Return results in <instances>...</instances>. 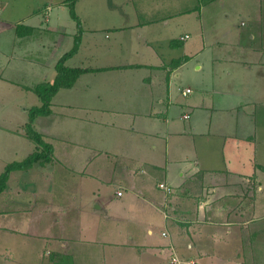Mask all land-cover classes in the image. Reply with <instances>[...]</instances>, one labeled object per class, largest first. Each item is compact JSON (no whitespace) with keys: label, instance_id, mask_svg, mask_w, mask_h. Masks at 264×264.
<instances>
[{"label":"crops","instance_id":"1","mask_svg":"<svg viewBox=\"0 0 264 264\" xmlns=\"http://www.w3.org/2000/svg\"><path fill=\"white\" fill-rule=\"evenodd\" d=\"M53 4L39 15L23 3L0 0V82L20 89L40 82L47 65L59 58L53 56L56 46L73 39L74 31H62L63 24L51 19L53 10L58 16L57 11L67 9L64 0ZM122 4L128 0L116 6L120 12ZM256 10L252 16L260 22V5ZM132 12L134 19L124 12L126 19L118 25L86 22L77 13L81 40L66 65L89 70L72 87L58 91L50 113L36 122L53 128L69 118L75 124L71 145L78 146L66 145L59 157L36 163L23 189L18 186L21 174L8 178L17 183L10 195L0 193V234L8 229L42 239L44 264H61V256L69 257L66 264H151L139 259L145 251L153 253L152 261L157 251H167V264H264V258L255 261L257 251H264L257 226L264 191L258 195L254 183L264 170L257 169L251 154L249 161L237 156L239 137L211 132L213 118L205 116L204 101L195 103L198 97L188 98L192 89L173 83L176 70L187 63L174 60L205 50L202 29L192 31L194 39L188 42L190 33L179 28L187 25L183 17L192 11L149 21L135 19L137 10ZM199 39L202 47L193 42ZM178 48L183 50L179 57ZM253 49L250 53L258 57L264 54L263 48ZM256 55L238 57L255 76L263 67ZM186 88L191 91L184 95ZM225 95L255 103L246 93ZM231 102L227 111L233 109ZM197 112L207 119L205 131L204 126L198 130ZM130 249L138 254H127Z\"/></svg>","mask_w":264,"mask_h":264},{"label":"rangeland","instance_id":"2","mask_svg":"<svg viewBox=\"0 0 264 264\" xmlns=\"http://www.w3.org/2000/svg\"><path fill=\"white\" fill-rule=\"evenodd\" d=\"M6 1H9V5H21L23 3L22 6H27L25 7L27 11L42 15L45 7L53 6V3L59 0ZM124 2L125 0H79L74 6V10L86 22L89 19H93L117 25L126 19L124 12H127L128 16H133L129 20L134 19L133 8L137 10L135 19L140 21H149L154 18L162 19V17H169L170 13L173 12L182 15L184 12L192 11L191 15H184L183 18L189 23L181 25L179 30L181 33H190V38L186 40L189 42L194 39L192 31H200L202 29L205 50L200 51L199 54H191L188 58L184 56L187 63L176 70L175 75L177 74V77L173 79V83L176 86H187L192 89V93L188 95V98L189 96L198 97L199 99L195 103L204 101L208 112L205 116L208 118L211 114L213 118L211 121V132L224 135L233 134L239 137L241 144L238 145V150H236L237 156L240 155L242 160L249 161L248 158L251 154V159H254L253 162L257 164V169L260 170L259 165L264 167V54L258 57L259 55L250 53L251 48H255L258 51L262 50V48L264 49V0H128V4H122L121 7L124 10L120 12L116 9V6ZM161 4H165L166 7H161ZM259 5L261 16L260 22H257L256 14L253 13L254 17L252 16V9L257 8L255 12L258 14ZM168 6H171L169 7L171 9L170 12L168 11ZM146 7H151L154 10L150 11L145 9ZM201 8L202 11L200 12ZM57 12L58 16H55V11H52V21H60L63 24L60 27L62 31H74L75 34L77 31L76 23L70 17L68 8ZM250 34H253L252 40H250ZM193 42H197V45L201 47L203 45L200 39ZM72 44L73 39H64L53 50V56L59 55L60 58L63 53L71 48ZM177 50V57H179L183 54V50L181 48ZM241 53H247L248 56L256 55L260 59V63L261 60L263 61L261 65L263 67L260 66L261 68L256 76L253 70L249 69L247 63L240 62L238 57ZM53 61L45 68L44 79L32 84L29 88L23 87V89H20L12 84L0 82V173H2L7 164L22 161L36 149V144L24 135L23 129L29 122L30 109L39 107L42 104V101L34 91V87L38 84L52 83L56 76L55 64L57 61L54 62L55 64ZM198 64H202L200 69H196ZM253 86H256L255 91L250 90ZM61 89L66 88H60L58 91H61ZM202 89H204V93H202ZM227 92L234 94L246 93L249 95V99L255 100V103L248 104V99L245 97H239L238 99L235 97L233 99L232 96L226 97L224 93ZM231 99L230 106L233 109L227 111L226 108ZM179 100L182 103H186L187 98L180 97ZM242 100L246 101V104L241 105ZM174 108L176 109V114H179L180 107ZM199 114L197 112L198 130H203L204 126L205 131L208 127L207 119H202ZM39 116L45 115L35 116L32 121L33 128L42 135L45 142L51 145L50 156L51 160H53L54 157H59L60 151L66 145L70 146L72 142H75L73 140V137H75V124L68 118L60 123L52 124L53 128L49 126L39 127L36 122ZM86 142L88 143V141ZM226 142L229 146L232 141L228 137ZM76 146L78 145H74V143L71 145L74 148ZM220 148L221 146L217 148V150L219 149L218 151H214L217 156L218 154L220 155ZM84 150L87 151L84 148L80 149V152ZM71 161L66 164H71ZM36 163L28 169L10 172L9 178L14 174H21L18 186L23 189L28 184L29 172L32 171ZM254 177L256 181H254L255 178H253V181L254 183L257 182L256 188L258 195H260L264 191V172L259 171L257 176ZM15 183L17 182L7 181L6 189L0 193L6 196L10 195L9 192ZM154 183L153 180V187ZM114 189L112 188V190ZM6 205L12 204L7 203ZM258 205L257 226L258 232H260L258 240H261L264 244V193L258 199ZM3 224L5 227L9 224L7 219H4ZM21 229L24 230L23 226ZM133 231H141V234H143V229L141 230V228L133 227ZM43 249L44 241L35 238V236L32 238L31 235L10 232L8 229H5V233L0 234V264H44ZM127 254L137 255L138 252L130 249ZM141 254L143 257L140 256L139 259H142V261L145 258L150 259L151 264H167V251L164 253L157 251L158 259L153 261L150 257V254H153L151 251H145ZM256 255L255 261L259 262V258H264V251L258 250ZM139 264L143 263L139 262Z\"/></svg>","mask_w":264,"mask_h":264},{"label":"trees","instance_id":"3","mask_svg":"<svg viewBox=\"0 0 264 264\" xmlns=\"http://www.w3.org/2000/svg\"><path fill=\"white\" fill-rule=\"evenodd\" d=\"M76 0H64L68 8L70 17L75 21L77 31L73 37V44L69 50L61 55L55 64L56 76L52 83L38 84L34 87V91L38 98L42 101L41 106L32 107L30 109L29 122H27L25 129H23L24 135L32 140L36 144V149L31 154H29L22 161H15L7 164L0 173V192L6 189V184L9 178L10 172L14 170H24L30 168L34 163L38 162L40 164H45L51 160V145L45 142L42 135L33 128L32 121L37 115H48L50 113V103L52 97L60 88H70L74 85L77 78L88 71V68L80 67H69L65 64L66 60L72 57L78 50L79 43L81 40V21L79 16L75 13L74 4ZM181 60H186L185 57L182 59L174 60V63L178 64ZM262 170L264 167L260 166ZM55 255V254H54ZM61 264H66L69 261V257L61 256L58 260ZM53 264H56L55 262Z\"/></svg>","mask_w":264,"mask_h":264},{"label":"built area","instance_id":"4","mask_svg":"<svg viewBox=\"0 0 264 264\" xmlns=\"http://www.w3.org/2000/svg\"><path fill=\"white\" fill-rule=\"evenodd\" d=\"M186 37H188V36H187V35H184L183 37H181V39H184V38H186ZM190 91H191V90H190L189 88H186V89L183 91V94L185 95V94L189 93ZM187 117H188V115H184V118H187ZM158 186H159V188H161V189H162L163 191H165L166 193H171V192H172L171 187L168 186V185H165V184H163V183H159ZM116 194H117V195H120L121 192H120V191H117Z\"/></svg>","mask_w":264,"mask_h":264}]
</instances>
